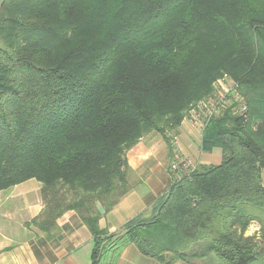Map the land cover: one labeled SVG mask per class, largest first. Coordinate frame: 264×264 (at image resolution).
Masks as SVG:
<instances>
[{
  "label": "trees",
  "instance_id": "16d2710c",
  "mask_svg": "<svg viewBox=\"0 0 264 264\" xmlns=\"http://www.w3.org/2000/svg\"><path fill=\"white\" fill-rule=\"evenodd\" d=\"M224 74L231 104L198 112L219 163L173 177L92 264L127 244L160 264H264V0H1L0 192L35 179L101 236L94 202L106 212L132 187L126 151L168 140Z\"/></svg>",
  "mask_w": 264,
  "mask_h": 264
},
{
  "label": "crops",
  "instance_id": "0c3cea01",
  "mask_svg": "<svg viewBox=\"0 0 264 264\" xmlns=\"http://www.w3.org/2000/svg\"><path fill=\"white\" fill-rule=\"evenodd\" d=\"M178 133L182 154L200 162L203 157L208 158L201 150V131L191 121L183 119ZM150 135L156 138L154 144H160L158 147L145 146L142 137L126 154L128 169L140 176L138 182L142 190L136 192L133 186L130 187L106 212L96 206L101 212L98 225L105 230L99 237L89 232L75 210L59 212L57 206L45 197L37 180L31 182L28 179L2 190L0 264H92L100 240H113L129 225L150 219L173 180L168 164L173 154L171 141L163 140L160 135L166 145L164 148L154 133ZM219 161L220 157L209 164ZM33 190L40 195L35 196ZM31 192L33 196L29 195ZM171 262L183 264L180 259ZM100 264H160V261L141 254L134 244H127L117 251L108 249Z\"/></svg>",
  "mask_w": 264,
  "mask_h": 264
},
{
  "label": "rangeland",
  "instance_id": "374dc122",
  "mask_svg": "<svg viewBox=\"0 0 264 264\" xmlns=\"http://www.w3.org/2000/svg\"><path fill=\"white\" fill-rule=\"evenodd\" d=\"M224 76H226V77L223 78V76H221V77L217 78L212 83V92L209 95L204 96L203 98H201L198 101H196L195 103H193L191 105L192 106L191 109L193 107H195V106H198V104L201 101H204V100L208 99L209 97H212V96L215 95L214 97H212V99L218 98L220 92L222 94H226L229 97H231L232 95L234 97L235 94L234 93L232 94V91H229L230 85H231V82H230L231 79L227 75H224ZM221 84H223V85H221ZM225 104L226 105H230L231 102L229 100H226V103ZM191 109H189L188 112L186 113V116L187 117L188 116H191L192 114H194L193 109L192 110ZM230 109H232L234 111V113H232V115H236L237 114V111H235L234 108H230ZM186 116L183 119H187V120L191 121L199 129V131H201V127H200L201 125H200V123H195L192 120V118H186ZM199 121L201 122L202 120L199 119ZM166 132L167 133L165 135L167 136L168 140H165L164 138H163V140H165V141H169L170 140L171 143H172V148H173V154H172L171 159H169L168 164L169 165H173L174 167H179V168L181 167V169H179V170H187L189 168V167H185V166H182L181 165V163L183 161L184 162H188L190 164V167L192 166V163L195 164V166H197L198 165L197 163L200 162V161H198V160H196L194 158H191V157H189L187 155H184L180 151L181 142H180V139H179V136H178V134H179L178 131L175 132V130H166ZM150 133H154L155 136L160 139L161 144L162 145L164 144L163 145L164 148L166 147L165 142L160 137L161 134H159L157 132L155 133L154 131H150L146 135L143 136L145 138V141H144L145 142V144H144L145 146H149L151 148H155V147H158L160 145V144H156V143L154 144L156 138L151 137ZM150 144L153 147L150 146ZM129 149L126 151V154L130 153V150ZM202 152L205 153V155H207L208 158L205 159L203 157V160L200 159L201 162L199 163V165L200 164L201 165H204V164L205 165H209L210 162L218 161L219 157L221 156V149L220 148H217V147H214V148L210 149L209 151H202ZM171 169H172V167H171ZM175 171H172L173 177H177V176L179 177L180 174L182 173V172H175ZM139 177L140 176H137L135 173L131 172L129 169L127 170L125 180L127 181V184L128 185L133 186V188H134V190L136 192H140L142 190L141 189L142 185H141V183L138 182L139 181ZM31 180H32L31 182H36L35 179H31ZM141 182L143 183V181H141ZM128 189H129V187H128ZM32 192H35L36 193L35 196H39L40 195L35 190H33ZM32 192L29 195L33 196L32 194H34V193H32ZM4 194L5 193H3V196H4ZM94 204H95V207L98 206L100 208V204L97 201H95ZM257 228H258L257 225H255L254 223H251V225L245 231V235H255V237L253 239V244L254 243H258L259 237H258V229ZM253 246H256V245L254 244Z\"/></svg>",
  "mask_w": 264,
  "mask_h": 264
},
{
  "label": "built area",
  "instance_id": "2783aa9c",
  "mask_svg": "<svg viewBox=\"0 0 264 264\" xmlns=\"http://www.w3.org/2000/svg\"><path fill=\"white\" fill-rule=\"evenodd\" d=\"M226 75V74H224ZM226 76H223V78H225ZM223 85V84H221ZM215 96V95H214ZM212 96V97H214ZM212 97H209L208 99L204 100V101H201L198 106H195V108L197 109V112L193 109L194 111V114L191 115V118L192 120L195 122V123H200V125L202 126L203 122L199 121V114L198 112L201 111V110H204L205 111V117L208 119L210 118L212 115H216L218 114L225 106H227L225 103H226V100H229L227 95L226 94H222L221 92L219 93V97L218 98H214L212 99ZM246 108V106H242L241 107V111H244ZM182 166H185V167H189L187 170H179L181 169V167H174L173 165H170V169L172 167V171H175V172H182L181 174L183 173H187V172H190L192 171L194 168H195V164L192 163V166L190 167V164L188 162H182L181 163ZM180 174V175H181Z\"/></svg>",
  "mask_w": 264,
  "mask_h": 264
}]
</instances>
